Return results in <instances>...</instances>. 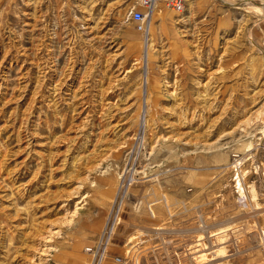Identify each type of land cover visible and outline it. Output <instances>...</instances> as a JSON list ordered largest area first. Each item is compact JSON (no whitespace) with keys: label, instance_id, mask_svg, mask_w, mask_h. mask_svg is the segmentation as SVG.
<instances>
[{"label":"rangeland","instance_id":"obj_1","mask_svg":"<svg viewBox=\"0 0 264 264\" xmlns=\"http://www.w3.org/2000/svg\"><path fill=\"white\" fill-rule=\"evenodd\" d=\"M185 1L0 0V264H90L128 170L109 251L264 264V0Z\"/></svg>","mask_w":264,"mask_h":264},{"label":"built area","instance_id":"obj_2","mask_svg":"<svg viewBox=\"0 0 264 264\" xmlns=\"http://www.w3.org/2000/svg\"><path fill=\"white\" fill-rule=\"evenodd\" d=\"M155 0H141V4L151 11V8ZM166 4L169 8L183 13L185 11L184 0H166ZM132 20L136 23V29L139 32H146L148 28L149 14L146 15L144 12L132 9L131 12ZM136 182L134 174L128 170L120 181L117 189V194L114 200V209L111 212L110 217L107 220L106 227L104 228L98 242L92 247H87L85 252L90 256V264H104L108 257V249L112 240L115 236L118 226L121 224L122 211L124 209L125 202L130 199V191ZM243 198H239L238 202L242 207H245ZM134 250L128 251L126 257L116 256L114 262L117 264H141L140 260L133 256Z\"/></svg>","mask_w":264,"mask_h":264},{"label":"crops","instance_id":"obj_3","mask_svg":"<svg viewBox=\"0 0 264 264\" xmlns=\"http://www.w3.org/2000/svg\"><path fill=\"white\" fill-rule=\"evenodd\" d=\"M184 2H185V9H186V1L184 0ZM165 8L172 9V8H169L167 6L166 0H155L154 12H153V7L151 8L150 12L152 14H155V11H157L158 9L165 10ZM260 161H261V159H260ZM204 190L208 194H210L212 192L211 188H207V189H204ZM185 201L189 202V203H192V204H196V205H198L200 207V208L194 207V209H193V211L197 215L194 216L193 218L185 221L182 224L183 227H180V228H173L172 227L170 230H167V232L165 234V236L167 238H175V242L176 241H186L187 239H189L191 237H194V235L197 234V232L194 229V227L196 225L198 226V223L200 225H202V226L205 225V224H207V225L210 224L212 226H218V225L224 224L225 221H206L204 218L200 217V214H198L200 209L209 210L210 203L207 200V196H203V197L198 199V196L196 195V193L193 192V193H191V194H189L188 196L185 197ZM106 224H107V222H106ZM106 224L103 227V229H102V231H101V233L99 235V238H100L104 228L106 227ZM120 227H121V229L124 227L123 231H121V233H120L121 235H123L126 232V228H125L124 224L121 222V224L118 226V228L116 230V233H115V236H114V238L112 240V243L110 244V246H112V247H122L121 244L113 242L115 240V238L117 237L118 230L120 229ZM155 236H158V234H155ZM99 238H98V240H99ZM108 251H109V249H108ZM146 254H148V253H144L143 254V262H142V264H148V262L154 263V264H162L163 263L162 259L161 260L159 259L161 257L158 256L157 254H155L153 252H152V254H149V255H146ZM116 256H119L116 252L109 251L108 252V257L105 260V262L114 261V258ZM109 257H112V258H109ZM168 259H169V257H168Z\"/></svg>","mask_w":264,"mask_h":264},{"label":"bare ground","instance_id":"obj_4","mask_svg":"<svg viewBox=\"0 0 264 264\" xmlns=\"http://www.w3.org/2000/svg\"><path fill=\"white\" fill-rule=\"evenodd\" d=\"M153 12H154V7H155V3L153 4ZM151 26V25H150ZM147 43H148V47H152L153 45H154V43H153V41L151 40V37L150 36H148V39H147ZM154 47V46H153ZM150 49V48H149ZM153 51V50H152ZM146 52V51H145ZM149 52V51H148ZM146 56V55H145ZM147 57H149V53L147 54ZM148 67V66H147ZM148 69V68H147ZM149 70H150V68H149ZM148 71V70H147ZM149 75V74H148ZM146 76V75H145ZM146 81H147V78H146ZM150 107V106H149ZM148 110V109H147ZM146 117V116H145ZM146 120V119H145ZM149 123V121L147 120L146 121V124H148ZM83 198V197H82ZM86 199V198H85ZM49 238V237H48ZM50 239H51V237H50ZM44 240V239H43ZM45 241V240H44ZM48 242H49V239H47L46 240V244H48ZM111 247V246H110Z\"/></svg>","mask_w":264,"mask_h":264}]
</instances>
